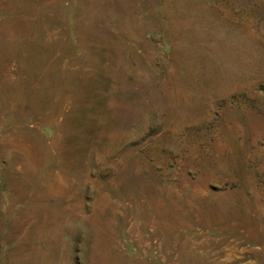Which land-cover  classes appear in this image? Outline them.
<instances>
[{"label": "rangeland", "instance_id": "1", "mask_svg": "<svg viewBox=\"0 0 264 264\" xmlns=\"http://www.w3.org/2000/svg\"><path fill=\"white\" fill-rule=\"evenodd\" d=\"M0 264H264V0H0Z\"/></svg>", "mask_w": 264, "mask_h": 264}]
</instances>
